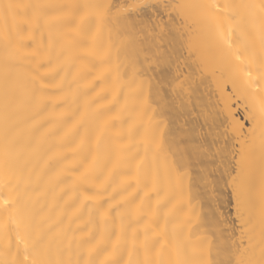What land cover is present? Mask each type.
<instances>
[{"label": "bare ground", "instance_id": "obj_1", "mask_svg": "<svg viewBox=\"0 0 264 264\" xmlns=\"http://www.w3.org/2000/svg\"><path fill=\"white\" fill-rule=\"evenodd\" d=\"M0 264H264V0H0Z\"/></svg>", "mask_w": 264, "mask_h": 264}, {"label": "rangeland", "instance_id": "obj_2", "mask_svg": "<svg viewBox=\"0 0 264 264\" xmlns=\"http://www.w3.org/2000/svg\"><path fill=\"white\" fill-rule=\"evenodd\" d=\"M239 106H241L240 103H239ZM239 106H238V108H239ZM236 108H237V107H236ZM238 108L236 109V111L238 110V112H236V115L239 116L240 118H239V117H238V118L241 120L242 118H244V115L246 114V111H243V110H246V109H245V107H244L243 109L240 108L241 110L238 109ZM239 112H240V113H239ZM243 114H244V115H243ZM241 116H242V117H241ZM243 120H244V121H243ZM242 122L245 124L246 128L249 127V126H248V121H247L245 118L242 119ZM229 197H230V196H229ZM229 199H231V197H230ZM230 201H231V200H230ZM229 203H230V202H229ZM230 205L233 206L232 203H231ZM229 207H231V206H229ZM228 209H229V208H228ZM232 209H233V208L231 207V210H232ZM229 210H230V209H229ZM230 212L233 213V211H230ZM232 213H230V214H232ZM233 218H234V217H233ZM234 221H235V220H234ZM234 224H236V221L234 222ZM236 225H237V224H236Z\"/></svg>", "mask_w": 264, "mask_h": 264}]
</instances>
